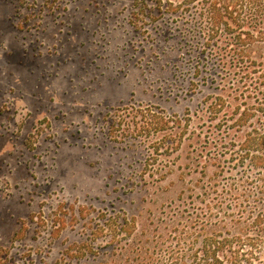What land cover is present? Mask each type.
<instances>
[{
	"label": "rangeland",
	"instance_id": "374dc122",
	"mask_svg": "<svg viewBox=\"0 0 264 264\" xmlns=\"http://www.w3.org/2000/svg\"><path fill=\"white\" fill-rule=\"evenodd\" d=\"M182 27L166 0H0V264L116 260L112 219L132 222L128 243L164 234L180 148L128 127L214 88Z\"/></svg>",
	"mask_w": 264,
	"mask_h": 264
},
{
	"label": "trees",
	"instance_id": "16d2710c",
	"mask_svg": "<svg viewBox=\"0 0 264 264\" xmlns=\"http://www.w3.org/2000/svg\"><path fill=\"white\" fill-rule=\"evenodd\" d=\"M166 15L197 40L195 76L214 88L183 117L159 124L156 113L143 110L142 121L128 127L166 128V151L180 148L184 162L168 188L180 191L166 203L164 234L156 230L149 243L146 231L126 242L132 222L109 220L118 258L106 264H262L264 0H166ZM175 168L166 165V179Z\"/></svg>",
	"mask_w": 264,
	"mask_h": 264
}]
</instances>
